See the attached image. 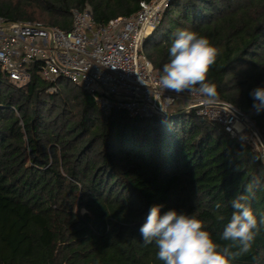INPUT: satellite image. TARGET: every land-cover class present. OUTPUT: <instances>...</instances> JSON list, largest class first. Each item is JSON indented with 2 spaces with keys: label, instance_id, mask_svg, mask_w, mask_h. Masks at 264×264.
I'll return each instance as SVG.
<instances>
[{
  "label": "trees",
  "instance_id": "obj_1",
  "mask_svg": "<svg viewBox=\"0 0 264 264\" xmlns=\"http://www.w3.org/2000/svg\"><path fill=\"white\" fill-rule=\"evenodd\" d=\"M149 1L0 0V18L68 31L73 11L88 7L102 26ZM177 29L220 49L208 73L215 100L238 110L264 142V111L249 96L264 86V0H171L143 43L159 76ZM260 154L193 114L103 116L68 82L34 74L15 88L0 72V264H163L155 243L145 245L139 233L153 205H163L161 214L195 215L225 244L231 199L253 177L264 181ZM252 207L258 218L264 214V190ZM253 255L264 260V227L252 252L233 264H254Z\"/></svg>",
  "mask_w": 264,
  "mask_h": 264
},
{
  "label": "built area",
  "instance_id": "obj_2",
  "mask_svg": "<svg viewBox=\"0 0 264 264\" xmlns=\"http://www.w3.org/2000/svg\"><path fill=\"white\" fill-rule=\"evenodd\" d=\"M170 1L141 2L133 15L102 26L95 24L86 7L72 12L68 31L0 18V72L15 88L25 87L34 74L45 83L68 82L90 96L103 116L114 111L130 119L193 114L239 140L237 127L246 126L247 119L243 121L234 107L187 92H170L159 85L143 43Z\"/></svg>",
  "mask_w": 264,
  "mask_h": 264
},
{
  "label": "clouds",
  "instance_id": "obj_3",
  "mask_svg": "<svg viewBox=\"0 0 264 264\" xmlns=\"http://www.w3.org/2000/svg\"><path fill=\"white\" fill-rule=\"evenodd\" d=\"M174 36L168 50L170 62L163 66L159 76L160 87L177 94L187 92L203 96L213 102L217 98L216 85L208 80V73L220 55V49L207 37L188 29H177ZM249 96L253 108L257 112L264 111V86L253 88ZM255 159L264 163V154ZM258 189L264 190V181L253 177L231 199V217L220 233L225 244L217 243L204 222L195 215L174 209L161 214L163 205L150 208L139 228L140 236L145 245L155 243L156 257L163 264H233L252 252L264 227V214L258 218L252 207ZM221 208V203L216 202L213 211L218 220L224 221ZM252 260L254 264H264L260 256L253 255Z\"/></svg>",
  "mask_w": 264,
  "mask_h": 264
},
{
  "label": "rangeland",
  "instance_id": "obj_4",
  "mask_svg": "<svg viewBox=\"0 0 264 264\" xmlns=\"http://www.w3.org/2000/svg\"><path fill=\"white\" fill-rule=\"evenodd\" d=\"M169 113L172 112L169 111ZM247 122L250 124V126L253 127V125L248 120ZM237 128L238 130H241L240 134L238 135L240 139H244L245 141L250 142L258 152L264 154V150L260 144V140L262 139L256 130L253 131L250 127L245 125H243V127L238 126Z\"/></svg>",
  "mask_w": 264,
  "mask_h": 264
},
{
  "label": "water",
  "instance_id": "obj_5",
  "mask_svg": "<svg viewBox=\"0 0 264 264\" xmlns=\"http://www.w3.org/2000/svg\"><path fill=\"white\" fill-rule=\"evenodd\" d=\"M172 117H174V116H172V115H169V114H163L162 115V118H164V119H166V118H172ZM245 117L244 116H241V119L244 121L245 119H244ZM250 128L253 130V131H255V129H254V127H252V126H250ZM260 144H261V146H262V148H263V150H264V142L262 141V140H260Z\"/></svg>",
  "mask_w": 264,
  "mask_h": 264
},
{
  "label": "bare ground",
  "instance_id": "obj_6",
  "mask_svg": "<svg viewBox=\"0 0 264 264\" xmlns=\"http://www.w3.org/2000/svg\"><path fill=\"white\" fill-rule=\"evenodd\" d=\"M246 126L250 127V124L248 122H246Z\"/></svg>",
  "mask_w": 264,
  "mask_h": 264
}]
</instances>
